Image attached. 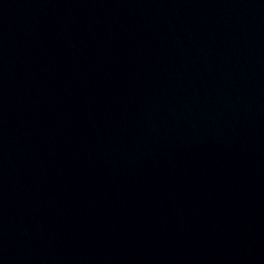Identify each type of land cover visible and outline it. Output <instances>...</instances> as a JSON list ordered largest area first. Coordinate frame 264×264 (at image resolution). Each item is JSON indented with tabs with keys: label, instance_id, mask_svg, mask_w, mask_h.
<instances>
[{
	"label": "water",
	"instance_id": "95a60500",
	"mask_svg": "<svg viewBox=\"0 0 264 264\" xmlns=\"http://www.w3.org/2000/svg\"><path fill=\"white\" fill-rule=\"evenodd\" d=\"M0 264H264V0H0Z\"/></svg>",
	"mask_w": 264,
	"mask_h": 264
}]
</instances>
